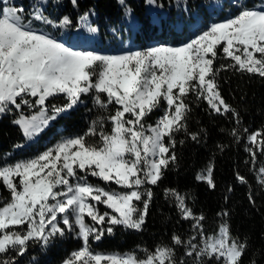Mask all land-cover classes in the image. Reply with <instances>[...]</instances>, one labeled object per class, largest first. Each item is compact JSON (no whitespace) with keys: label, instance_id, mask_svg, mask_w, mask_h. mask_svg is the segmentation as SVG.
<instances>
[{"label":"snow or ice","instance_id":"1","mask_svg":"<svg viewBox=\"0 0 264 264\" xmlns=\"http://www.w3.org/2000/svg\"><path fill=\"white\" fill-rule=\"evenodd\" d=\"M47 2L35 0L26 13L10 0H0V115L21 112L14 123L33 140L62 113L84 103L83 97H90L101 114L83 133L62 136L35 157L0 159V184L9 192L7 198L0 194V264H18L32 245L47 248L67 233H73L81 247L62 264H188L177 257L181 247L191 264H242L249 245L231 232L228 210L217 213L218 228L208 234L204 214L194 213L187 196L174 189L165 192L174 198L180 219L191 221L195 231L188 239L174 233L171 245H158L143 255L99 252L91 242L112 235L116 226L143 230L154 195L147 185H157L176 163L175 135L187 132L189 96L206 102L218 115L231 113L239 123V113L222 96L217 77L234 70L264 78V0H228L235 13L198 27L181 45L120 54L75 48L45 31L42 26L71 27L67 16L56 21L44 14ZM218 8L224 10L223 0ZM86 21L87 14L81 23ZM87 30L97 31L91 25ZM219 58L232 63L218 68ZM58 96L67 103L49 109L46 101ZM24 106L37 109V114L24 115ZM157 110L162 115L148 122ZM231 135L239 140L235 129ZM191 139L198 140L197 134ZM248 142L253 147L246 150L255 164L256 151L264 153V133L250 134ZM213 171L209 166L197 179L214 188ZM236 178L247 183L239 173ZM259 182L264 186V167ZM249 201L254 204L251 195ZM99 205L111 212L101 213Z\"/></svg>","mask_w":264,"mask_h":264},{"label":"trees","instance_id":"2","mask_svg":"<svg viewBox=\"0 0 264 264\" xmlns=\"http://www.w3.org/2000/svg\"><path fill=\"white\" fill-rule=\"evenodd\" d=\"M15 1L24 4L29 12L33 10L35 0ZM54 1L48 0L44 13L51 10V18L56 21L69 17L70 30L77 29L82 24L81 18L87 14L88 25L97 29L103 44L112 42V47H120L116 43L118 37L123 41L129 38L144 46L146 41L168 40L167 33H170L173 42H178L184 34L187 20L192 16L196 15L202 23H208L214 16H224L229 7L225 2L224 10L216 13L213 0H156L153 5H149L147 0H124L123 5L120 0H77L76 5L71 0H59L60 6L55 5ZM126 9H131L134 21L133 25L127 27L124 24ZM230 63V60L219 58L215 65L219 68ZM217 79L222 96L239 113V123L231 113L218 115L208 108L206 102L189 96L191 111L187 118V132L181 131L175 135L176 147L173 151L176 163L169 166L157 185H147L154 195L143 230L137 232L116 226L112 235L105 234L100 241L91 242L95 251L143 255L145 250H153L158 245H171L174 233L188 239L195 231L190 228L191 221L180 219L174 198L165 192L166 189H174L187 196L186 203L194 213L204 214V231L208 234L218 228L217 213L228 210L231 232L242 240L246 239L249 245L242 257V264H251L253 260L257 264H264V186L259 182L264 153L257 150V159L253 164L246 150L253 147L248 142L250 134L257 131L264 133V78L226 70L221 71ZM82 99L84 103L62 113L33 140H27L14 123L21 112L13 110L0 115V159L11 158L15 161L35 157L55 145L62 136L86 131L90 121L101 113L90 97ZM46 103L51 109L52 105L62 106L67 101L63 96H58L49 98ZM37 111L27 106L22 108L26 116ZM160 115L162 112L157 110L148 117V122L154 123ZM233 129L237 131L239 140L231 135ZM192 133L197 134L198 140L191 139ZM209 166L214 167V188L197 179ZM237 173L245 177L247 183H240L236 178ZM88 179L105 186L103 181L96 178ZM107 187L123 191L116 185ZM230 187L232 190L229 192ZM0 194L3 198L9 197L2 184ZM249 195L253 197L254 204L249 201ZM99 209L101 213L109 212L102 205H99ZM80 247L81 241L73 233H67L62 238H55L47 248L32 245L18 264H62L73 250ZM183 252L182 247L178 248L177 257L191 264V258L184 257Z\"/></svg>","mask_w":264,"mask_h":264},{"label":"rangeland","instance_id":"3","mask_svg":"<svg viewBox=\"0 0 264 264\" xmlns=\"http://www.w3.org/2000/svg\"><path fill=\"white\" fill-rule=\"evenodd\" d=\"M30 1H32V0H30ZM225 2L228 3V0H223V7L225 6ZM10 3H13L16 6L22 7L23 9H25L24 4H22L21 2H16L15 0H10ZM53 3H55V5H58V6L61 5V2H59V0H58V2H57V0H55ZM212 4H213L214 8L216 9V13H218V11H220L218 8L219 0H213ZM25 10H26V13L29 12V10H27V9H25ZM229 11L235 13L237 10L235 8L230 9L229 7H227L225 10L224 16H220V15L214 16L213 19L211 21H209L208 23H202L200 18L198 16L194 15L190 19L187 20V22L185 24V28H184L185 29L184 34L182 35V37H180L178 42H173L171 37H170V33H167L168 34V40L146 41L144 46H141L139 43H135V42L131 41L129 38H127L123 41V39L121 37H118L116 40V43L120 47H115V46H114L115 48L112 47V42H105V44H103L101 42V39H100L99 35L97 34V32L91 33L87 30L88 20L85 23L80 24V26L75 30H70L68 28L57 30V29H52L51 26H42V27H44L45 31L53 33L61 42L65 43L66 45H69V46H72L75 48H79V49L93 50V51L104 53V54H120L122 52L130 51V50H144V49H147L148 47L157 46V45H181L193 37V35H194V33L198 27H201L204 24H210L211 22L216 21V20L225 19L228 15ZM48 13L46 12L44 14L47 15L50 19L55 20V19L51 18V16L53 15L52 11L49 10ZM124 16H125L124 24L126 27L134 24L133 16L131 15V13L127 14L125 12ZM70 35L74 36L73 44H70L69 41L67 40V38ZM37 112L33 113L31 115L37 114ZM31 115H29V116H31ZM108 210H109V212H111L110 209H108Z\"/></svg>","mask_w":264,"mask_h":264}]
</instances>
